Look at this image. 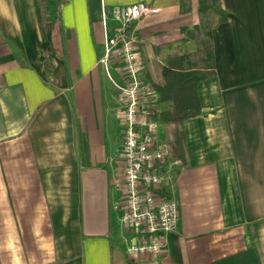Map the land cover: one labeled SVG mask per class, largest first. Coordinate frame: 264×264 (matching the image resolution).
<instances>
[{
    "label": "crops",
    "instance_id": "0c3cea01",
    "mask_svg": "<svg viewBox=\"0 0 264 264\" xmlns=\"http://www.w3.org/2000/svg\"><path fill=\"white\" fill-rule=\"evenodd\" d=\"M136 1L157 7L130 31L141 77L162 86L160 58L203 0H57V32L45 20L44 38L33 0H0V264H206L247 241L264 264V0L205 2L210 71L195 83L198 112L155 117L178 220L159 254H125L131 231L115 207L123 105L100 61L101 15Z\"/></svg>",
    "mask_w": 264,
    "mask_h": 264
},
{
    "label": "built area",
    "instance_id": "2783aa9c",
    "mask_svg": "<svg viewBox=\"0 0 264 264\" xmlns=\"http://www.w3.org/2000/svg\"><path fill=\"white\" fill-rule=\"evenodd\" d=\"M156 11L157 7L136 1L102 9L101 15L100 61L109 76L106 62L116 55L115 70L123 81L122 86L118 85L123 98L119 149L123 194L115 207L120 223L131 231L124 247L128 257L162 252L165 234L175 228L178 220L174 196L162 191L168 180L166 152L155 142L157 121L149 107L154 98L148 81L141 77L130 31L134 21Z\"/></svg>",
    "mask_w": 264,
    "mask_h": 264
},
{
    "label": "trees",
    "instance_id": "16d2710c",
    "mask_svg": "<svg viewBox=\"0 0 264 264\" xmlns=\"http://www.w3.org/2000/svg\"><path fill=\"white\" fill-rule=\"evenodd\" d=\"M34 8L39 23V29L42 38L45 37L43 23L47 17H40L38 13L37 0H33ZM208 6L204 2H199L198 11L206 9ZM219 13V20L224 19L221 11ZM198 29V24L189 26H181L179 28L182 37L176 43L175 49L172 52H167L161 56L160 73L164 80L163 85L159 89L157 99L170 100V107L161 110L154 114L161 120H180L187 116L194 115L198 112L197 97L195 92V83L198 79L205 76L210 71L208 62L206 65L207 72L205 74H196L186 65L184 60L185 50L189 46L190 40L195 37V30ZM205 36L209 38V27L205 31ZM206 57L209 59L210 50L208 48ZM208 61V60H207ZM206 264H259L255 255L254 249L250 241H247L246 248L243 251L225 256L221 259L211 261Z\"/></svg>",
    "mask_w": 264,
    "mask_h": 264
},
{
    "label": "rangeland",
    "instance_id": "374dc122",
    "mask_svg": "<svg viewBox=\"0 0 264 264\" xmlns=\"http://www.w3.org/2000/svg\"><path fill=\"white\" fill-rule=\"evenodd\" d=\"M207 0H203L202 2H206ZM211 2H214V0H208ZM37 4H38V13L40 17H47V21L52 20L53 21V27L52 28V33H56L57 32V28H58V24H57V0H37ZM206 9L202 10L199 16V20L197 22L198 24V29L195 30V37L190 40L189 42V46L186 48L185 50V58H186V65L188 66L189 69H191L192 71H195L196 74H205V72H207L206 69V65L209 63V59H207L206 57V52L209 48V44H208V39L207 36H205V31L208 29V27L210 26L211 23V17L208 14H205ZM214 12L216 15H218V13L216 12V9L214 8ZM47 21L44 22V26H47ZM59 37V34H58ZM57 41V40H56ZM57 46H59V41L56 42ZM208 60V61H207ZM109 62L111 64V66L116 67L118 64V59L116 57V55H112L109 58ZM208 62V63H206ZM112 72L114 74V79L117 85L114 86L117 91L119 96V101L121 103V105H123V98H121L122 94H121V90L119 89V86L123 85V81L121 79H119L120 74L116 71L113 70ZM142 70V69H141ZM143 72V70H142ZM141 72V73H142ZM144 73V72H143ZM119 74V76H118ZM145 74V73H144ZM113 77V76H112ZM150 82L148 81L150 88H151V95L153 96L154 100L153 102H151L150 104V109L154 112L157 113L159 111V106H158V102H157V96L159 94V89H160V85L157 84V82H155L154 80H152L151 78ZM146 80V79H144ZM147 81V80H146Z\"/></svg>",
    "mask_w": 264,
    "mask_h": 264
}]
</instances>
